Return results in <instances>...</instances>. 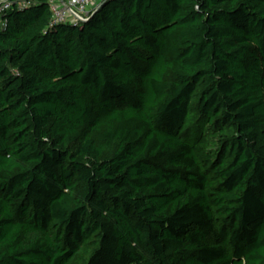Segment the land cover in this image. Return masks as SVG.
<instances>
[{"label":"trees","instance_id":"16d2710c","mask_svg":"<svg viewBox=\"0 0 264 264\" xmlns=\"http://www.w3.org/2000/svg\"><path fill=\"white\" fill-rule=\"evenodd\" d=\"M11 1L0 264H264V0Z\"/></svg>","mask_w":264,"mask_h":264},{"label":"built area","instance_id":"2783aa9c","mask_svg":"<svg viewBox=\"0 0 264 264\" xmlns=\"http://www.w3.org/2000/svg\"><path fill=\"white\" fill-rule=\"evenodd\" d=\"M53 14L52 23L79 24L88 19L104 0H48ZM31 2L21 0L20 5L27 6ZM14 3L11 0H0V29L8 22L7 10Z\"/></svg>","mask_w":264,"mask_h":264},{"label":"water","instance_id":"95a60500","mask_svg":"<svg viewBox=\"0 0 264 264\" xmlns=\"http://www.w3.org/2000/svg\"><path fill=\"white\" fill-rule=\"evenodd\" d=\"M104 1H105V0H104ZM103 3H104V2H102V3L100 4V6H99L96 10H98V9L103 5ZM96 10H95V11H96ZM95 11H93V12H95ZM75 26H76V25H75Z\"/></svg>","mask_w":264,"mask_h":264}]
</instances>
